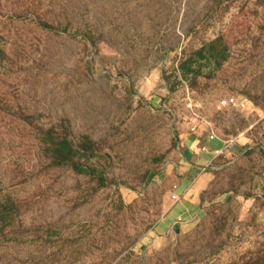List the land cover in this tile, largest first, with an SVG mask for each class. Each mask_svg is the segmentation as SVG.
<instances>
[{"label":"rangeland","instance_id":"1","mask_svg":"<svg viewBox=\"0 0 264 264\" xmlns=\"http://www.w3.org/2000/svg\"><path fill=\"white\" fill-rule=\"evenodd\" d=\"M263 112L264 0H0V264H264Z\"/></svg>","mask_w":264,"mask_h":264},{"label":"crops","instance_id":"2","mask_svg":"<svg viewBox=\"0 0 264 264\" xmlns=\"http://www.w3.org/2000/svg\"><path fill=\"white\" fill-rule=\"evenodd\" d=\"M209 135V134H208ZM208 135H201L200 134V137H196L194 140H191L189 141L190 142V146L191 144H194V143H198L200 142V145H207L208 148L210 149L208 152H197L196 153V159H195V163H194V167H197V168H201L203 170H206L208 168V166L210 165V163H213V161L215 159H217L215 157V154H214V151L217 150V149H223L226 147V143L224 144L223 142L225 141H222V139L220 138L219 140H216V141H209L208 140ZM228 148L230 151L232 152H241V151H244L248 146H247V143H241L240 140L238 141H235L234 143H229L228 145ZM227 152V149L224 150V153ZM201 179L197 182V184H200ZM185 209V206L181 205V206H178L176 208V216H177V212H178V215H181L182 213H185V211H183Z\"/></svg>","mask_w":264,"mask_h":264},{"label":"built area","instance_id":"3","mask_svg":"<svg viewBox=\"0 0 264 264\" xmlns=\"http://www.w3.org/2000/svg\"><path fill=\"white\" fill-rule=\"evenodd\" d=\"M243 97H236V96H227L226 98L222 99L220 102V108H226V107H233L238 110H243L247 108V100H242ZM262 117H264V112L262 113ZM220 138L216 135L214 132H210L208 135V140L209 141H216L219 140ZM235 141L238 140H229L227 141V145L229 143H234ZM210 149L208 148L207 145H202L200 146V152H208ZM223 149H217L214 151L215 156H220L223 153Z\"/></svg>","mask_w":264,"mask_h":264},{"label":"bare ground","instance_id":"4","mask_svg":"<svg viewBox=\"0 0 264 264\" xmlns=\"http://www.w3.org/2000/svg\"><path fill=\"white\" fill-rule=\"evenodd\" d=\"M244 137H245V134L244 133L240 135V138H244Z\"/></svg>","mask_w":264,"mask_h":264}]
</instances>
